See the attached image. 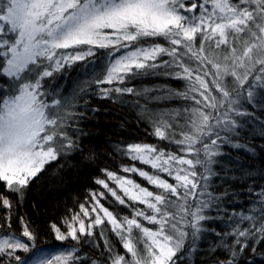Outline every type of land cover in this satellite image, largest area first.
<instances>
[{"label": "snow or ice", "instance_id": "snow-or-ice-1", "mask_svg": "<svg viewBox=\"0 0 264 264\" xmlns=\"http://www.w3.org/2000/svg\"><path fill=\"white\" fill-rule=\"evenodd\" d=\"M73 65H79L82 78L90 83L115 85L101 88V98L117 100L127 94L151 99L146 94L152 90L136 91L125 81L159 74L185 81L184 91L168 90L167 94L192 101L194 106L184 109L187 117L180 124L181 138L170 131L174 125L164 119L167 114L142 109L154 123L153 134L181 146L185 155L149 144L129 145L126 150L130 159L166 173L175 183L137 167L122 171L137 174L160 191H150L113 172H107V177L123 196L104 180L96 181L119 204L129 206L126 197L147 211L133 209L131 216L119 217L96 200L91 209L94 219L81 205L90 223L75 215L66 221V231L52 225L55 239L80 244L81 237L93 236L92 229L106 219L124 252H116L106 240L109 257L105 264H177L190 250L185 248L186 240L191 237L194 244L202 231L201 222L208 218L204 210L209 204L203 200L189 204V198L196 199L198 189L201 196L205 194L221 144L232 143L231 136L239 135V122L229 113L247 114L236 107L242 96L250 104L264 103V0H0V84L4 85L0 87V183L18 201L47 164L76 147L67 119L74 115L70 109L83 89L73 88L68 96H59L56 89L48 90L46 81ZM256 88L260 101L255 99ZM222 132L228 135L222 137ZM233 147L247 151L249 160L255 154L248 145L233 143ZM240 168L249 174L254 171L250 163ZM0 208L7 210L0 223V264L79 261L76 248H37V235L23 218L19 235L9 231L12 201L3 193ZM242 219L249 226L232 233L236 244H241L240 237L259 234L264 239V201L258 215ZM142 221L156 227H145ZM245 247L241 244L239 251ZM236 251L231 249L219 264H236ZM17 253L30 255L25 258ZM91 264L100 262L92 260Z\"/></svg>", "mask_w": 264, "mask_h": 264}, {"label": "trees", "instance_id": "trees-1", "mask_svg": "<svg viewBox=\"0 0 264 264\" xmlns=\"http://www.w3.org/2000/svg\"><path fill=\"white\" fill-rule=\"evenodd\" d=\"M196 2L199 3L201 0ZM89 59L96 61L97 58ZM100 60L103 61V56ZM82 77L83 73L79 65H73L61 73H55L52 78H46L48 90L56 89L59 96H68L73 88L83 89L78 92L74 107L70 109L74 115H70L67 119L69 125L67 131L76 147L70 153L47 164L45 169L30 181L19 201L14 193L5 191L2 183H0V193L8 196L12 201L9 213L12 228L9 231L19 235L22 227L20 218H23L30 230L37 235L35 241L37 248L48 251L76 248L80 256L76 264H91L92 260L105 264L109 257L105 249L106 240L116 252L121 254L124 252L119 237L111 231L106 219L104 224L92 229L93 236L81 237L80 244L71 239L57 241L52 225H56L61 231H66V221H70L75 215H79L87 225L95 218L96 214L92 213L91 209L95 206L96 200L119 217L131 216L133 209L147 211L144 205L132 204L126 197L124 198L129 206L119 204L108 190L96 181L104 180L110 188L117 191L118 195L123 196L116 184L107 177V172H113L118 176L135 180L150 191H160L137 174L122 171L124 167H137L151 174H158L169 183H175L166 173H156L148 165L130 159L126 150L129 145L149 144L163 148L167 152L185 155L179 150L181 146L160 140L153 134L154 123L142 109L147 108L149 113L167 114L164 119L174 125L170 131L175 132L176 138H181L180 124L187 117L184 109L194 105L192 101L167 94L168 90L184 91L186 82L183 80L159 74L137 76L126 80V86L136 91L150 89L152 91L146 95L152 98L125 94L113 100L101 98L100 89L115 85H98ZM57 85H59L58 89ZM0 87L4 85L0 84ZM254 92L255 99L260 101V89L256 88ZM48 99L50 100L51 97ZM236 107L247 113L243 116L236 115L235 112L229 113L230 118L239 122L237 129L239 135L231 136L232 143L221 144V154L213 158L218 161L212 165L215 174L207 181L205 194L201 196L198 189L196 199L189 198L188 201L193 205L200 200L207 202L209 207L204 210V214L208 218L201 222L202 231L195 243H192L191 237L186 240L185 248L190 250L183 254V258L178 260L177 264H219L220 260L230 256V250L233 248L237 250L236 264H264V239H260L259 234L255 237L239 238L241 244L247 245L243 252L239 251L241 244H236V237L232 235L237 228L243 230L249 226V221L243 220L242 217L258 215L261 201H264V151L261 150L264 148V136L261 135V125L264 124V103L250 104L242 96ZM220 111L223 112V109ZM177 112L181 115L176 116ZM226 135L228 134L221 133L222 137ZM233 143L254 148L255 154L252 159H248L247 151L233 147ZM201 159H204L203 153ZM249 163L254 168L250 174L247 169L240 168V164ZM197 171L203 172V169L198 167ZM200 183L205 182L201 180ZM94 195L95 199H93ZM81 205L89 211L91 219L83 215ZM5 211L7 210L0 208V223L3 222ZM100 215L103 216L102 213ZM142 223L145 227H156L148 224L147 221ZM186 230L191 231V229ZM252 248H256V252H253ZM17 254L25 258L30 255Z\"/></svg>", "mask_w": 264, "mask_h": 264}, {"label": "rangeland", "instance_id": "rangeland-1", "mask_svg": "<svg viewBox=\"0 0 264 264\" xmlns=\"http://www.w3.org/2000/svg\"><path fill=\"white\" fill-rule=\"evenodd\" d=\"M45 250H47V249H45Z\"/></svg>", "mask_w": 264, "mask_h": 264}]
</instances>
